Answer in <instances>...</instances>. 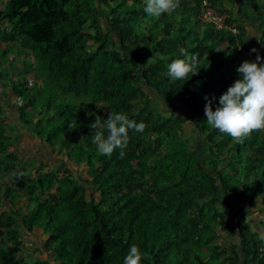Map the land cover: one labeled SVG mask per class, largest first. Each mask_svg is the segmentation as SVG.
<instances>
[{"label":"trees","instance_id":"obj_1","mask_svg":"<svg viewBox=\"0 0 264 264\" xmlns=\"http://www.w3.org/2000/svg\"><path fill=\"white\" fill-rule=\"evenodd\" d=\"M203 1L179 0L175 12L159 18L143 11V0L5 4L0 64L16 73L12 55L24 39L36 63L12 82L21 122L47 152L58 150L85 176L51 169L18 179L14 199L25 192L32 205L8 215L13 226L6 224L0 264H27L21 225L46 236L52 261L35 264H124L133 244L142 264H264V241L248 221L250 208L264 212V132L237 143L205 115V97L214 98L215 111L242 78L237 68L249 60L246 53L254 56L247 26L259 31L264 51V0H209L238 35L205 23ZM189 57L193 73L171 80L167 65ZM113 112L145 124L142 133L129 130L123 158L119 149L100 155L92 143L96 116L106 120ZM187 122L198 131L194 149ZM7 128L0 126V172L13 175L20 161L9 151L15 141ZM48 197L54 204L43 206Z\"/></svg>","mask_w":264,"mask_h":264},{"label":"rangeland","instance_id":"obj_2","mask_svg":"<svg viewBox=\"0 0 264 264\" xmlns=\"http://www.w3.org/2000/svg\"><path fill=\"white\" fill-rule=\"evenodd\" d=\"M9 0H0V11H4L5 4ZM228 3V0H226ZM250 9V8H248ZM236 11V10H235ZM251 12V9L249 13ZM1 20V17H0ZM2 27L5 26V23H0ZM253 30L250 31L251 40L247 36L246 39L249 41V44L257 50V53L263 57L264 51L260 52L259 46L261 45V34L253 26ZM90 32H93L89 29ZM253 32V33H252ZM4 44V43H3ZM18 49H15L12 57L15 60V64L17 65L16 73H25L26 68H28L31 64L36 66L34 59L31 57V51L26 47L28 43L26 40H20L17 42ZM23 49L26 52L19 57V51ZM29 54L28 55H26ZM257 53H253L252 56L249 52H247L248 61L254 62V57L256 58ZM0 73L6 77V80H1L0 78V106L2 111L0 110V126L3 123L8 124L9 128L8 135L12 137L15 141V146L9 148V151L12 153H16L18 161L17 169L15 170L13 175H7L3 172H0V188L2 189L0 193V251L3 246L8 244L6 241V233L5 227L6 224L13 223L9 221L10 214L14 210H23L26 211V208L29 205H32L29 199L25 196V192H21V197L14 199L13 196H17L19 189L17 187L18 179H36L40 174H43L51 169H57L59 171V176H68V174H73L72 179H77L79 176L84 175L85 169L83 168H74L69 164L65 163V157L58 150H55L51 155L50 152H47L40 140L35 139L31 134L30 130L25 128L20 119L19 108L23 107V103L20 99H18L12 90V82H17L18 80H22L23 76L17 75L12 71L7 65L0 64ZM12 77V79H11ZM27 78L32 79L33 83H31L32 93L35 91L33 87H35L34 74L27 76ZM5 81V82H4ZM11 81V82H10ZM42 86L45 85V82L41 80L39 82ZM7 85V86H6ZM150 100L155 103V106L162 107L159 101L155 99L153 96L150 97ZM32 108L27 109V111L31 112ZM183 112V111H182ZM186 114V113H184ZM38 118H36L37 120ZM185 129L187 131V136L190 138V143L192 149L196 147L197 144V133L198 131L194 126H192L191 122H187L185 124ZM50 153V154H49ZM209 158V157H208ZM22 174V175H20ZM85 176V175H84ZM71 177V176H70ZM19 179V181H20ZM56 187H53V193L56 191ZM6 197V198H5ZM54 202L51 198H47L46 202H43V206L52 205ZM246 206L249 205V202H246ZM261 209H249L250 213L248 217V221L252 224L253 230L260 235H264V212ZM20 230L22 231L23 238L22 242L24 245V251L20 255V258L23 259L27 264H35L39 263L40 260H51L49 254L44 250V243L46 240V236L44 235L43 230L36 229L34 232L29 233L25 231L24 226L21 225ZM53 255V253H52ZM52 261V260H51Z\"/></svg>","mask_w":264,"mask_h":264},{"label":"clouds","instance_id":"obj_3","mask_svg":"<svg viewBox=\"0 0 264 264\" xmlns=\"http://www.w3.org/2000/svg\"><path fill=\"white\" fill-rule=\"evenodd\" d=\"M179 6V0H143V11L152 18L171 14ZM251 52L257 53V50ZM181 53L184 54L183 49ZM195 67L194 57L175 59L167 65V75L173 81L187 80ZM237 72L242 78L219 98L220 106L215 111L212 108L214 98L205 97V115L213 129L243 143L254 131L264 132V57L257 53L255 62H243ZM90 128L92 143L100 155L111 157L119 149L120 158H123L129 144V130L142 133L145 124L136 123L122 112H113L106 120L96 116ZM259 239L264 241V235ZM143 258L140 248L133 244L124 257V264H142Z\"/></svg>","mask_w":264,"mask_h":264},{"label":"built area","instance_id":"obj_4","mask_svg":"<svg viewBox=\"0 0 264 264\" xmlns=\"http://www.w3.org/2000/svg\"><path fill=\"white\" fill-rule=\"evenodd\" d=\"M203 7L202 19L205 23H214L218 29H226L234 35L240 34V31L236 28V26H232L227 23V18H229V15L217 12L211 7L209 0L203 1Z\"/></svg>","mask_w":264,"mask_h":264},{"label":"crops","instance_id":"obj_5","mask_svg":"<svg viewBox=\"0 0 264 264\" xmlns=\"http://www.w3.org/2000/svg\"><path fill=\"white\" fill-rule=\"evenodd\" d=\"M231 1H235V0H231ZM248 27V37H249V40H251V37H254V35H251V33H250V31H252L254 28L253 27H251V26H247ZM253 33V32H252ZM248 40V39H247ZM247 42H249V41H247ZM3 46H4V44H3ZM0 108H1V106H0ZM21 108V107H20ZM20 108H19V112H20Z\"/></svg>","mask_w":264,"mask_h":264}]
</instances>
